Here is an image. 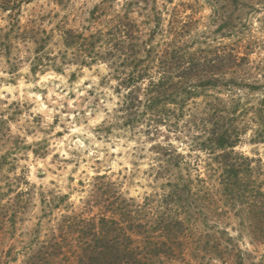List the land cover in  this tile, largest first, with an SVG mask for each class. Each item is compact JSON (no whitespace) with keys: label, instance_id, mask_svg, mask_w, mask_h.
<instances>
[{"label":"rangeland","instance_id":"obj_1","mask_svg":"<svg viewBox=\"0 0 264 264\" xmlns=\"http://www.w3.org/2000/svg\"><path fill=\"white\" fill-rule=\"evenodd\" d=\"M19 3L14 19L19 17L33 32H52L50 42H40L45 45L40 56L45 61L55 56L54 65L61 70L30 72L33 46L23 27L7 21V11L0 8V47L7 54L0 55V264H93L85 259L90 254L82 262L77 257L80 246L96 243L89 220L120 207L145 223L139 227L133 221L134 229L151 231L146 247L147 239L131 244L119 236V247L127 246L137 256L120 264H264V222L255 227L258 217L249 206L264 201L263 111L260 128L254 119L256 108L264 109V87L231 92L239 102L224 120L236 130L246 127L233 149L250 165L242 156L232 157L234 168L247 176L230 179L233 189L225 196L213 174V157L200 149L208 129L198 119L207 117L202 106L211 96L226 98L228 93L208 88L193 99L197 124L181 122L174 131L161 127L152 135L143 122L122 118L120 89L110 71L136 64L157 67L166 58L185 65V58L171 60L170 47L176 45L178 54L195 51L193 64L200 73L230 67V52L246 54V81L263 85L264 0ZM63 27L86 37L96 32L98 41L125 31L139 45L131 47L124 35L111 60L87 57L84 63L75 50L64 55ZM131 51L143 61L134 60ZM196 76L193 81L199 82ZM216 81L224 87L228 74L219 73ZM208 103L206 107L214 105ZM157 142L170 145L163 150ZM161 153L173 164L178 153L183 155L181 175L169 177L170 172L159 169ZM177 180L189 187L188 195L171 190ZM234 186L245 187L243 197ZM67 225L71 231L59 229ZM80 227L88 235L78 238L72 229ZM61 238L65 244L59 247ZM117 238L113 232L108 241Z\"/></svg>","mask_w":264,"mask_h":264},{"label":"trees","instance_id":"obj_2","mask_svg":"<svg viewBox=\"0 0 264 264\" xmlns=\"http://www.w3.org/2000/svg\"><path fill=\"white\" fill-rule=\"evenodd\" d=\"M0 8L2 11H7V21L11 22V24L13 22L20 28L23 27L22 33L27 36L25 37L26 42H30L33 46V56L29 67L30 72L35 74L36 72H42L45 68H53L56 71L61 70L60 67L54 65V62H56L58 58L52 56V58H49L51 60L45 61L43 57L40 56L41 50L45 46L44 43L40 42H50L52 32H48L46 29L33 32L27 28V26L20 24L19 17H15L14 19L13 16H17L21 11L19 0H14L11 5L10 2H3ZM121 32L124 33L120 37H118L116 33H113L107 40L98 41L101 35L97 37L96 32H91L86 37L83 33L63 27L61 29L60 40L64 48V55L72 49L76 51L73 53L74 56L81 59L80 62L85 63L87 57H91L92 60L108 61L111 60V56L117 54V44L119 42L124 43V41L121 40L124 35L129 39L128 41L131 47L139 45L137 41H135V43L130 41L129 33L125 31ZM170 49H172L170 51L172 61L178 56V58L187 59V63L182 66H176V64L167 61L166 58L164 61H161L163 63L157 67L143 66L141 64H136L129 68L124 67L122 69H112L111 67L110 71L113 72V77L117 81L118 90L120 89L119 93H121L120 110L122 111V118H125L126 122H133L134 124L143 122L147 128L146 130L149 131L150 134L158 135L161 132V127H163L165 131H174L179 127L181 122H193L197 124V117L192 113L194 109L193 106L197 104V101L193 99L199 94H205L204 92L208 88H219L217 89L220 90L219 93L221 91L222 93H228V96L224 98L215 92L216 95L211 96V101H207L209 102L208 105L212 103H214V105L212 107H206L207 102H205L202 106L207 117H200L198 119L199 126H205L206 130L208 129V131L204 132L203 137L205 138L201 141L200 149L208 151L207 153L213 157L215 163L213 174H215L219 180V193L227 196L230 193L228 191L233 189L230 179L234 178V180H238L247 176L245 171H238L234 168V161L232 160L234 155L242 156L235 153L233 148L237 145L239 137L244 133L246 127L243 126L241 129L236 130L232 128L231 122H226L224 120L226 117L236 112V107L234 105L236 102H239L236 95H232L231 92H242L245 90L258 91L262 90L261 88L264 87V84H259L257 81H253L252 83L246 81L245 72L248 70L247 67L244 66L245 61L248 59L246 54L238 55L235 51L230 52L229 59L232 64L230 67L226 69L220 68L218 70L221 71L218 72H216L215 69H204L206 72L200 73L198 66L193 64L195 51H184V53L178 54L176 45H171ZM2 51L6 54L4 49L0 47V55ZM138 54L139 52L137 51L135 53L133 52V59L136 61H143V59L140 58L142 55L138 56ZM64 61L65 60L60 61V64H62V62L64 63ZM219 73L224 76L228 74V82L224 87L219 85L216 81ZM193 74H197L196 77L199 82L193 81ZM262 102L264 104V99ZM262 111L264 113L263 107L260 106L254 111V119L258 121L259 128L262 124L261 121H259ZM186 116L189 118L191 117L192 120L186 121ZM262 127H264V125H262ZM261 139L263 140V138ZM169 145V143H167V145L161 144L160 142L156 143V146H159L163 150H165L164 146ZM161 156L166 157L165 153H161ZM164 157H162V165L159 169L170 172L171 174L168 175L169 177L181 175L186 165L185 163L182 167V163H180L183 155L178 153L177 159L174 161L175 164L171 163L172 160L168 157H166V159H164ZM241 158H244V162L249 167L250 159L246 156H242ZM207 164L209 168H211V163ZM181 178L182 177H178L177 179L182 180ZM179 180L175 181L172 185L169 183L171 190H181L185 195H188L189 187L185 185L183 181ZM234 187L238 190L239 196L243 197L245 187ZM249 206L250 212L258 217L257 222H255V227H258L261 222L260 220L264 222V201L253 202L251 205L249 204ZM133 221H137L136 216L133 215V212L128 211L126 207H120L115 212L110 211L109 215L101 214L98 220L92 216L89 220V224L92 228L91 235L93 234V240L96 243L93 246L89 245L90 247L88 244L87 247L80 246V253L77 255L80 262L88 259L90 262L93 260V264H120L123 260L131 261L137 257L134 255L135 253L128 251L129 249H127V246H123L121 249L118 245L119 236L123 237L129 243L131 242V244L134 241L142 242L146 239L148 242L146 241L145 247L149 244L148 234L150 230L146 229V231H140L134 229ZM109 223L116 225V228L113 226L111 227ZM141 225H145V223L143 221H137V226L141 227ZM59 229L71 231V226H61ZM72 230L73 232L76 231L78 238H82L83 235L87 234L83 233L84 229H82V227H80L79 230ZM113 232L114 236L118 238L114 241H108L110 236L113 235ZM166 238L165 236V239L160 242H164ZM64 244V238L56 241V245L59 247ZM87 254L90 255L88 258H85Z\"/></svg>","mask_w":264,"mask_h":264}]
</instances>
